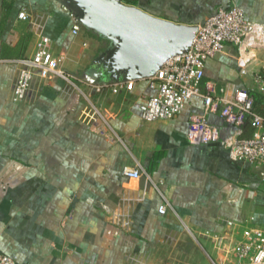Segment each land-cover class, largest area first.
Listing matches in <instances>:
<instances>
[{"label":"crops","instance_id":"1","mask_svg":"<svg viewBox=\"0 0 264 264\" xmlns=\"http://www.w3.org/2000/svg\"><path fill=\"white\" fill-rule=\"evenodd\" d=\"M135 5L194 24L237 5L264 28V0ZM75 23L59 0H0V253L16 264H231L233 243L264 226L263 168L230 158L220 141L188 142L189 117L202 107L198 97L175 118L142 121L135 104L154 92L146 79L114 93L109 85L122 78H88L107 42L81 25L73 34ZM40 35L51 40L76 87L34 77L24 101L13 102L16 61L32 55ZM236 59L232 47L207 59L203 82L258 95L264 113V94L253 81L264 71V50L247 75L238 73ZM87 105L105 115L106 134L82 120ZM208 121L220 139L233 131L218 112ZM136 166L139 178L123 174Z\"/></svg>","mask_w":264,"mask_h":264},{"label":"built area","instance_id":"2","mask_svg":"<svg viewBox=\"0 0 264 264\" xmlns=\"http://www.w3.org/2000/svg\"><path fill=\"white\" fill-rule=\"evenodd\" d=\"M18 17L27 19V14L21 11ZM80 27L75 23L72 33L76 34ZM51 47V40L40 35L32 55L17 59L13 102L24 101L34 77L76 87L72 76L62 68L60 59L52 54ZM226 47H232L237 52L236 67L240 75L249 73L257 59L256 52L264 50L263 26L248 21L243 9L237 5L218 8L198 24L188 50L169 57L152 76L145 78L147 87L154 92L143 102L136 103L135 107L142 121L169 120L181 113L188 100L200 98L201 111L189 117L188 142L199 145L220 141L230 158L263 168L260 177L264 180V113L255 107L253 95L231 83L218 85L211 81L203 82L206 60L222 54ZM253 81L257 92L264 94V71L254 72ZM109 86L114 93L121 89L132 91L134 80L117 81ZM214 112H218L223 121L233 127L232 133L222 139L218 129L208 121L209 114ZM82 120L94 131L108 132L105 115L94 106L87 105L83 109ZM122 172L134 179L141 175L138 166L124 167ZM166 207L167 203H163L159 213H164ZM111 217L118 225L117 215ZM230 253L233 258L231 264H264V226L250 228L246 236L233 243ZM0 264L16 262L0 253Z\"/></svg>","mask_w":264,"mask_h":264},{"label":"water","instance_id":"3","mask_svg":"<svg viewBox=\"0 0 264 264\" xmlns=\"http://www.w3.org/2000/svg\"><path fill=\"white\" fill-rule=\"evenodd\" d=\"M76 21L107 45L88 78L108 74L124 81L152 76L169 57L188 50L198 24L153 15L122 0H59Z\"/></svg>","mask_w":264,"mask_h":264},{"label":"trees","instance_id":"4","mask_svg":"<svg viewBox=\"0 0 264 264\" xmlns=\"http://www.w3.org/2000/svg\"><path fill=\"white\" fill-rule=\"evenodd\" d=\"M124 3H127V4H132V5H135L137 0H122ZM94 35V34H93ZM96 36V35H95ZM97 37V36H96ZM252 94V93H251ZM254 99H255V107L258 109L257 107V103L259 102V98H258V95H255V94H252Z\"/></svg>","mask_w":264,"mask_h":264},{"label":"rangeland","instance_id":"5","mask_svg":"<svg viewBox=\"0 0 264 264\" xmlns=\"http://www.w3.org/2000/svg\"><path fill=\"white\" fill-rule=\"evenodd\" d=\"M256 54L258 55V54H259V52H256Z\"/></svg>","mask_w":264,"mask_h":264}]
</instances>
